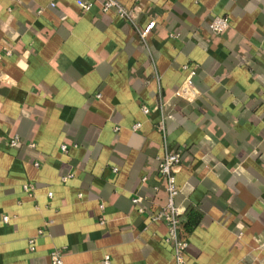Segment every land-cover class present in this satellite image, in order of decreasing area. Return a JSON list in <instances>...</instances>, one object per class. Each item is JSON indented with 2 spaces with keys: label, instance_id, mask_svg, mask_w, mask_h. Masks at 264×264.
I'll return each instance as SVG.
<instances>
[{
  "label": "crops",
  "instance_id": "1",
  "mask_svg": "<svg viewBox=\"0 0 264 264\" xmlns=\"http://www.w3.org/2000/svg\"><path fill=\"white\" fill-rule=\"evenodd\" d=\"M117 1L0 0V264H176L167 149L186 264H264V0Z\"/></svg>",
  "mask_w": 264,
  "mask_h": 264
},
{
  "label": "built area",
  "instance_id": "2",
  "mask_svg": "<svg viewBox=\"0 0 264 264\" xmlns=\"http://www.w3.org/2000/svg\"><path fill=\"white\" fill-rule=\"evenodd\" d=\"M77 5L83 10H89L94 2L100 5L101 10L108 11L114 10L117 15L125 18H130V13L122 7V5L117 0H74ZM154 22L151 21L147 27L140 31L141 37H145L149 30L153 27ZM228 25L227 16H217L214 15L210 18L209 27L210 29L219 34L222 32ZM188 83H191L190 79H187ZM142 111L148 113L149 109L145 106H142ZM139 124L134 125V128H137ZM19 142V136L14 135L8 141V145L15 146ZM62 149L65 150L66 146L62 145ZM182 156V151H170L166 150L164 153L158 157V174L159 177L165 183L166 197L163 204L156 207L151 211L149 219L151 221L162 222L166 226V236L164 241L171 247L173 258L176 264H186L184 253L188 245V240L183 234V211L180 209L175 202V199L178 195V186L176 183L175 177V168L179 165ZM34 166L38 168L40 166L39 162L34 163ZM72 175L63 176L62 181H66ZM145 180V178H143ZM23 190L32 195L35 189L33 182H28L23 184ZM51 196V193H49ZM142 197L135 196L132 198L134 204H138L142 201ZM138 211L142 212L141 207L138 208ZM3 220L7 221L8 217L3 216ZM43 229H40L38 233H42ZM29 250L34 251V239L31 238L28 240ZM50 264H63V255L60 249H53L49 253ZM104 264H109L108 257H105Z\"/></svg>",
  "mask_w": 264,
  "mask_h": 264
},
{
  "label": "trees",
  "instance_id": "3",
  "mask_svg": "<svg viewBox=\"0 0 264 264\" xmlns=\"http://www.w3.org/2000/svg\"><path fill=\"white\" fill-rule=\"evenodd\" d=\"M188 227H190V226H188Z\"/></svg>",
  "mask_w": 264,
  "mask_h": 264
}]
</instances>
